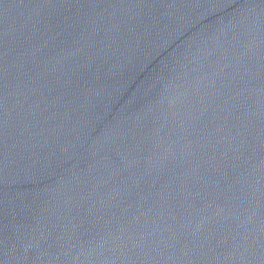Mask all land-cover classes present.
I'll return each mask as SVG.
<instances>
[{
    "label": "water",
    "instance_id": "obj_1",
    "mask_svg": "<svg viewBox=\"0 0 264 264\" xmlns=\"http://www.w3.org/2000/svg\"><path fill=\"white\" fill-rule=\"evenodd\" d=\"M0 264H264V0H0Z\"/></svg>",
    "mask_w": 264,
    "mask_h": 264
}]
</instances>
